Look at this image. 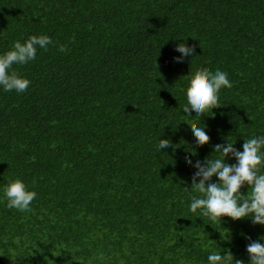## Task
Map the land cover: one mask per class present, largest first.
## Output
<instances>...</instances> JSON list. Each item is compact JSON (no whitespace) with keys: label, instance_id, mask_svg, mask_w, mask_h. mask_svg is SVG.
<instances>
[{"label":"trees","instance_id":"1","mask_svg":"<svg viewBox=\"0 0 264 264\" xmlns=\"http://www.w3.org/2000/svg\"><path fill=\"white\" fill-rule=\"evenodd\" d=\"M40 34L53 43L12 66L30 86L0 90V187L37 193L28 213L0 200V264H204L209 239L246 260L241 233L264 226L189 212L184 160L264 132V0H0V53ZM182 41L196 57L176 63ZM196 68L232 86L195 122L210 143L191 156ZM159 138L185 147L159 152Z\"/></svg>","mask_w":264,"mask_h":264},{"label":"clouds","instance_id":"2","mask_svg":"<svg viewBox=\"0 0 264 264\" xmlns=\"http://www.w3.org/2000/svg\"><path fill=\"white\" fill-rule=\"evenodd\" d=\"M184 41V40H183ZM180 42L175 45L173 61L181 63L187 57L191 61L196 55L194 47ZM51 37L45 34L29 35L24 40H16L11 48L0 53V90L23 93L31 81L17 74L12 69L14 64L24 65L35 60L38 49H47L52 44ZM232 83L228 73L216 68L202 70L196 68L188 79L183 90L186 103L182 111L190 118L194 145L188 148L191 156H196V149L210 143L206 134V125H197L203 115L217 107L222 89L231 88ZM241 149L235 147L236 142L230 135L223 137V143L212 145V154L203 161L185 159L184 164L194 169L189 187H184L187 195L189 212L197 216L207 217L212 222L221 224L223 217L232 221L250 220L253 225L264 226V132L253 133L241 138ZM186 141L173 144L170 139L159 138L157 151L171 148L175 153ZM189 145V144H188ZM185 147V146H183ZM166 154L167 153H163ZM234 161L229 163L228 161ZM215 178V179H214ZM246 186V192L241 189ZM37 193L29 189L19 178L11 179L0 187V200L6 201V207L19 212H31V204ZM247 240L245 251L247 259L234 257L230 249H222L215 241L209 239L210 248L207 251L204 264H264V234L252 239L241 233ZM222 239H227L221 233ZM178 264H188L180 256Z\"/></svg>","mask_w":264,"mask_h":264}]
</instances>
